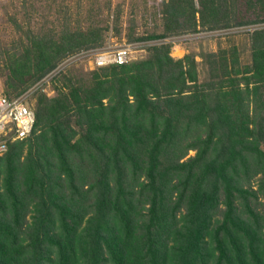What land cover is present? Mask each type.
Instances as JSON below:
<instances>
[{
	"label": "trees",
	"instance_id": "16d2710c",
	"mask_svg": "<svg viewBox=\"0 0 264 264\" xmlns=\"http://www.w3.org/2000/svg\"><path fill=\"white\" fill-rule=\"evenodd\" d=\"M160 11L162 31L137 38L259 24L248 32L250 61L242 62L236 43L207 51L201 78L194 55L176 58L173 44L164 42L144 58L94 65L89 82L28 99L32 133L0 155V264H264V235L237 217L235 207L238 184L252 165L264 193V0H162ZM104 38L96 25L33 36L10 61L5 95H21ZM25 144V180L39 182L27 236L16 175ZM44 149L57 152L73 186L75 166L84 163L95 177L93 213L81 231L78 213L57 203L49 179L35 175ZM190 149L195 156L181 162ZM74 154L83 160L70 161ZM130 174L148 178L143 222L125 191ZM172 189L179 197L170 206ZM221 194L224 219L213 229Z\"/></svg>",
	"mask_w": 264,
	"mask_h": 264
},
{
	"label": "rangeland",
	"instance_id": "374dc122",
	"mask_svg": "<svg viewBox=\"0 0 264 264\" xmlns=\"http://www.w3.org/2000/svg\"><path fill=\"white\" fill-rule=\"evenodd\" d=\"M162 0H0V94L9 93L7 81L10 75L8 66L10 61L22 51L33 36H56L65 28L78 29L88 25L99 26L105 35L101 45L86 48L69 55L61 61L56 68L50 71L44 78L26 87L22 93H28V99L35 102L39 93L56 95L59 89H66L69 83L83 80L89 82L93 68L95 54L111 51L120 46L130 44L132 53L130 59H140L148 55L152 46L170 42L173 44L171 55L182 58L187 53L195 56L201 78L206 75V66L203 61L204 54L210 50L236 43L243 63L250 61V49L248 32L259 24L235 27L225 30H200L173 34L167 38H144L142 35L159 33L162 31L161 16ZM71 79L72 81H70ZM77 129V127H76ZM78 137V135H77ZM29 146H23L21 156L16 161L17 192L20 199L21 222L26 231L32 225L34 216L37 215L35 200L39 192V182H27L25 180L27 152ZM196 154L195 149H190L188 154L181 159L189 160ZM70 161H81L78 154H74ZM37 178L49 179L52 198L68 210L78 213L81 224L79 230L86 225L87 218L93 213V191L91 184L95 177L90 174L85 164L75 166L74 186L63 169L62 162L57 152L45 149L41 153V160ZM83 168V169H82ZM82 169V170H81ZM250 175L240 181V190L235 192V207L237 217L248 223L252 229L264 235V193L259 186L262 174L252 165ZM3 174V173H2ZM29 174V173H28ZM3 176V175H2ZM37 178L35 181H37ZM148 183L145 174L138 176L129 175L125 179V191L128 198H132L135 204V215L141 218V222L149 218V197L144 194V188ZM174 183V182H173ZM113 185L114 182H111ZM114 193H116L114 188ZM167 203L173 206L178 199L177 191L170 190ZM177 218L185 211V206L177 208ZM226 204L224 195L219 196L218 206L213 212L212 226L217 227L224 219ZM58 219V218H56ZM59 220V219H58ZM175 219L173 218L172 221ZM60 225L61 221H57ZM262 228V230H261ZM172 237L167 238L170 241ZM213 247L218 249L214 244Z\"/></svg>",
	"mask_w": 264,
	"mask_h": 264
},
{
	"label": "built area",
	"instance_id": "2783aa9c",
	"mask_svg": "<svg viewBox=\"0 0 264 264\" xmlns=\"http://www.w3.org/2000/svg\"><path fill=\"white\" fill-rule=\"evenodd\" d=\"M89 52L95 54L93 64L103 66L127 62L131 57L132 47L126 44L111 51ZM27 101L28 93L12 98L0 94V155L8 150L9 143L31 135L35 123V112Z\"/></svg>",
	"mask_w": 264,
	"mask_h": 264
}]
</instances>
